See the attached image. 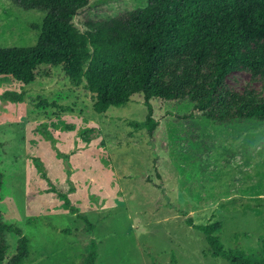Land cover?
Returning <instances> with one entry per match:
<instances>
[{
	"label": "rangeland",
	"instance_id": "obj_1",
	"mask_svg": "<svg viewBox=\"0 0 264 264\" xmlns=\"http://www.w3.org/2000/svg\"><path fill=\"white\" fill-rule=\"evenodd\" d=\"M147 4L92 0L87 16L111 19ZM46 12L0 0V46L34 45ZM248 49L264 52V36ZM206 52L213 63L216 49ZM193 70L191 49L172 56L164 80L199 85L203 74L196 78ZM92 76L78 85L60 66L28 85L0 76V209L29 237L31 253L20 264H82L93 240L96 264H232L212 255L189 217L220 222L227 248H242L264 264V122L200 118L191 140L166 118L167 139L159 146L133 124L148 113L143 97L104 115L93 110L90 88L109 74ZM228 83L247 100L263 99L264 66L239 65Z\"/></svg>",
	"mask_w": 264,
	"mask_h": 264
},
{
	"label": "trees",
	"instance_id": "obj_2",
	"mask_svg": "<svg viewBox=\"0 0 264 264\" xmlns=\"http://www.w3.org/2000/svg\"><path fill=\"white\" fill-rule=\"evenodd\" d=\"M15 1L27 10L47 12L34 45L0 46V76L28 85L60 66L79 85L85 77L92 81V74L107 73L90 88L93 110L104 115L111 107L143 97L148 113L133 124L159 146H165L167 139L162 125L166 118H172L191 140L199 136L200 118L217 124L264 122V98L247 100L228 83L230 72L239 65L252 70L264 66V52L248 49L250 41L264 36V0H148L146 6L111 19L88 17L92 0ZM209 48L216 49L213 63L207 62ZM191 49L193 72L196 78L203 74L202 82L184 88L166 82L172 56ZM3 179L0 172V201ZM66 202L78 212L68 197ZM81 217L89 222L86 215ZM186 221L204 233L213 256L232 264H254L246 250L226 247L218 234L220 222L196 223L193 217ZM9 233L16 237L14 242ZM30 253L24 228L7 221L0 209V264H20ZM98 257V243L93 240L82 264H96Z\"/></svg>",
	"mask_w": 264,
	"mask_h": 264
}]
</instances>
